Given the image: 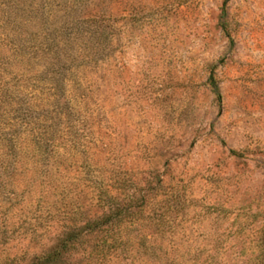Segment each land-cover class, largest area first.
I'll return each instance as SVG.
<instances>
[{
  "label": "rangeland",
  "instance_id": "rangeland-1",
  "mask_svg": "<svg viewBox=\"0 0 264 264\" xmlns=\"http://www.w3.org/2000/svg\"><path fill=\"white\" fill-rule=\"evenodd\" d=\"M40 6L114 12V54L87 74L89 165L70 154L45 177L0 160V264L96 215L94 177L146 204L106 264H264V0H0V140L21 121V30L40 27L22 12ZM81 237L60 264H97Z\"/></svg>",
  "mask_w": 264,
  "mask_h": 264
},
{
  "label": "trees",
  "instance_id": "trees-1",
  "mask_svg": "<svg viewBox=\"0 0 264 264\" xmlns=\"http://www.w3.org/2000/svg\"><path fill=\"white\" fill-rule=\"evenodd\" d=\"M26 9L21 25L40 23V27L31 32L21 30V109L12 108L15 114L21 112V121L14 118L10 126L16 127L15 131L1 136L0 160L8 167L29 169L37 174L40 171L46 177L54 165L66 162L70 154L89 165L92 142H86L78 134L85 131V126L90 133L92 129L91 117L85 109L91 85L87 74L113 56L116 17L114 12L102 9H84L74 14L64 11L59 17L42 6ZM222 28L225 29L224 24ZM209 85L220 99L213 76L209 77ZM71 135L74 141L69 147ZM95 178L91 179V192L97 202L96 215L80 218L78 222L71 220L51 247L30 264H60L64 253L76 249L81 236L97 240L90 252L97 257V264L108 263L112 254L131 242L123 236L122 229L139 221L138 216L146 208L145 198L132 194L127 203L121 204L116 194L119 188L103 185ZM4 235L0 232V242Z\"/></svg>",
  "mask_w": 264,
  "mask_h": 264
}]
</instances>
